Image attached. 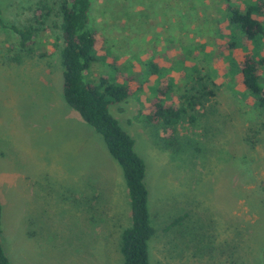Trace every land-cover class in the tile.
Segmentation results:
<instances>
[{
  "label": "rangeland",
  "instance_id": "rangeland-1",
  "mask_svg": "<svg viewBox=\"0 0 264 264\" xmlns=\"http://www.w3.org/2000/svg\"><path fill=\"white\" fill-rule=\"evenodd\" d=\"M58 1L47 0L55 11ZM248 1L264 19V0ZM225 2L91 0L85 81L136 88L109 111L145 163L150 264H264V109L227 69L245 51L263 54L264 37L229 48ZM40 4L0 0L4 21L19 26ZM59 19L30 50L0 27V239L11 264H123L128 189L102 136L63 98ZM194 74L213 82V115L175 131L144 121L158 87L178 101Z\"/></svg>",
  "mask_w": 264,
  "mask_h": 264
},
{
  "label": "trees",
  "instance_id": "trees-1",
  "mask_svg": "<svg viewBox=\"0 0 264 264\" xmlns=\"http://www.w3.org/2000/svg\"><path fill=\"white\" fill-rule=\"evenodd\" d=\"M42 13L34 23L15 25L6 23L0 6V27L8 29L17 37L21 50H30L38 38L48 31L46 22L51 15L59 16V21L52 20V27H57L56 47L60 46L62 70V95L66 103L76 110L81 118L90 124L101 136L109 155L118 163L128 189L130 198V223L123 228L119 236V251L123 264H150L148 243L154 235L151 215L148 207V189L145 183V163L134 149V140L124 130L119 121L110 113V103L127 100L136 88L126 82L117 84L105 77L97 82L84 79V72L94 61L93 48L96 33L88 25V12L91 0H59L57 10L47 0H39ZM244 5L226 0L230 38L228 47L233 48L240 42H258L264 37V19L259 18V2L239 0ZM261 5L264 6V1ZM236 38H233L235 37ZM59 41V42H58ZM239 41V42H238ZM231 58L229 72L236 75V80L252 96L254 105L264 109V53L245 51L239 61ZM149 68L158 72L159 66L151 62ZM198 72V71H196ZM194 74L188 83L190 89L179 95L178 101L169 99L172 87H158L150 98L144 111V121L163 128L186 122L192 127L199 125L202 117L214 114L212 99L215 97L213 85L208 78ZM185 90L187 89L184 87ZM170 91V92H169ZM169 94V95H168ZM168 95V96H167ZM168 97V99H167ZM0 201V234H1ZM0 264H11L0 239Z\"/></svg>",
  "mask_w": 264,
  "mask_h": 264
}]
</instances>
